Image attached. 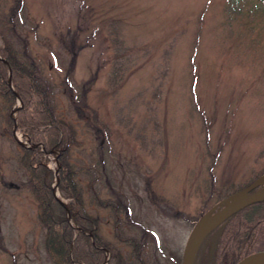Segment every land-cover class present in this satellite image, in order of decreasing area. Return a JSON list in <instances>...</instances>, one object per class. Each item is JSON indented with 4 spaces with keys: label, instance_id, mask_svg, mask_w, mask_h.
Masks as SVG:
<instances>
[{
    "label": "rangeland",
    "instance_id": "obj_1",
    "mask_svg": "<svg viewBox=\"0 0 264 264\" xmlns=\"http://www.w3.org/2000/svg\"><path fill=\"white\" fill-rule=\"evenodd\" d=\"M223 4V0L22 3L20 17L30 50L49 79L58 84V76L64 74L71 57L60 48L59 38L67 40L72 34L78 47L73 89L95 72L87 100L109 128L106 171L127 197L133 221L155 236L156 243L147 252L162 264H180L193 225L212 203L231 188L264 176V35L257 38L253 33L254 40H248V32L226 25ZM58 98L65 106L64 98L59 94ZM3 112L0 240L6 253L0 251V264H54L45 253L36 200L16 161L12 127L6 132ZM15 115L12 108L9 116ZM78 129L82 140L72 158L92 161L84 151L94 146ZM14 136L27 145L20 133ZM57 154H45L53 175L59 168ZM54 183L53 179L52 188ZM262 190L259 183L252 194ZM105 191L101 189V197ZM93 207L88 210L94 215ZM110 225L109 220L98 221L101 240L121 246ZM212 245L210 239L205 242L204 258Z\"/></svg>",
    "mask_w": 264,
    "mask_h": 264
},
{
    "label": "trees",
    "instance_id": "obj_2",
    "mask_svg": "<svg viewBox=\"0 0 264 264\" xmlns=\"http://www.w3.org/2000/svg\"><path fill=\"white\" fill-rule=\"evenodd\" d=\"M223 1L221 12L226 25L232 23L242 29L241 32H248L245 34L248 40H254L253 33L257 38L264 35V0ZM22 3L23 0H0V58L5 61L0 59V111L4 110L7 132L13 125L9 113L18 98L21 106L16 110L15 129L30 146L35 145L25 148L17 145L13 138L11 141L17 148L16 161L23 169L26 184L36 200V218L44 228L45 253L54 264H162L147 252L150 244L154 247L155 236L133 221L127 197L106 171L104 150L108 145L109 128L87 100L95 72L79 88L73 89L71 75L78 47L75 48V35L72 34L67 40L59 38L60 48L71 57L64 74L58 76V84L49 79L30 50L20 17ZM239 37L236 35L235 39L239 40ZM8 71L11 88L7 84ZM115 75L116 71L113 77ZM58 94L64 98L65 106ZM78 126L83 139L88 137L94 146L90 151H84V156L92 161L72 158L73 149L82 140L78 137ZM51 151L58 152L56 190L66 200L65 205L53 196L54 175L46 166L45 157ZM76 158L81 159L78 155ZM250 183L231 188L206 211L217 203L223 205L224 198ZM102 188L106 189L104 197L100 195ZM85 193L90 197L87 195L84 199ZM152 197L156 199L154 194ZM92 205L97 212L94 215L88 210ZM100 220L110 221L112 233L120 240L121 246L101 240L97 231ZM209 239L213 241L212 249L204 258L202 249ZM1 250L6 253L0 240ZM257 251H264V198L244 206L215 225L199 243L193 264H235Z\"/></svg>",
    "mask_w": 264,
    "mask_h": 264
},
{
    "label": "water",
    "instance_id": "obj_3",
    "mask_svg": "<svg viewBox=\"0 0 264 264\" xmlns=\"http://www.w3.org/2000/svg\"><path fill=\"white\" fill-rule=\"evenodd\" d=\"M1 61L5 63V61L3 59H1ZM9 74H10V72L8 71V78H7V84L8 85H10V77H9ZM10 88H11V86H10ZM13 94L16 95L14 92H13ZM18 102H19V106H20L21 105L20 104V101L18 100ZM18 107L15 108V111H16V109ZM15 127H16V124H15V120H14L13 130L15 129ZM14 140L16 141V143L19 146H24V144L20 140H18L16 138H14ZM56 174H57L56 171H54L55 184L53 186V189L56 188V184H57ZM259 179L253 181L252 183H250L249 185H247L245 188H243L239 193L233 195V196L240 195L241 197L238 200H236L234 202H230V199L233 196L228 197V198H226V199H224L222 201L224 203V206L220 207L218 210L212 211L213 208H214L213 207L212 209H210L207 212H205L201 216L200 219H198V221L193 225V227H192V229H191V231H190V233H189V235H188V237L186 239V242H185L184 247H183L182 255H181V262H180V264H192V259H193V255H194L195 249H196L198 243L200 242V240L202 239V237L206 234V232L208 230H210L212 227H214L216 224H218L224 218H226V217L234 214L236 211L240 210L244 206H246L248 204H251V203H254V202H257V201H260V200H262L264 198V190L260 191L259 193L255 194V195H253V194L247 195L256 185L259 184ZM58 201H59L60 204L63 205V202L62 201H60V200H58ZM67 218H69V217L67 216ZM214 218H216V222L212 226H210L202 234V236L200 237V239L195 244L197 235H198L200 229L202 228L203 223L205 221H207V220H211V219H214ZM262 258H264V251H258V252H254V253H251V254L246 255L245 257H243L242 259H240L235 264H249V263H251V262H253L255 260H259V259H262Z\"/></svg>",
    "mask_w": 264,
    "mask_h": 264
},
{
    "label": "bare ground",
    "instance_id": "obj_4",
    "mask_svg": "<svg viewBox=\"0 0 264 264\" xmlns=\"http://www.w3.org/2000/svg\"><path fill=\"white\" fill-rule=\"evenodd\" d=\"M259 183H260L261 185L264 186V176L261 177V178L259 179ZM240 197H241L240 195L233 196V197L230 199V202H234V201L238 200ZM215 222H216V218L211 219V220H207V221H205V222L203 223V226H202V228L200 229V231H199V233H198V235H197V238H196L195 244H196V242L200 239V237L202 236V234H203V233H204V232H205L210 226H212ZM249 264H264V258L259 259V260H255V261H253V262H251V263H249Z\"/></svg>",
    "mask_w": 264,
    "mask_h": 264
}]
</instances>
